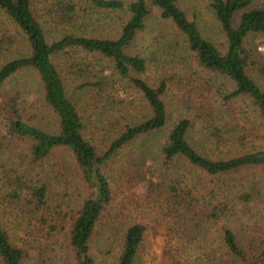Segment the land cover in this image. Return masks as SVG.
<instances>
[{
	"label": "trees",
	"instance_id": "obj_1",
	"mask_svg": "<svg viewBox=\"0 0 264 264\" xmlns=\"http://www.w3.org/2000/svg\"><path fill=\"white\" fill-rule=\"evenodd\" d=\"M207 1L216 40L179 0H0V125L27 148V166L3 164L0 189L46 223V163L67 153L84 188L67 220L73 264H96L95 241L115 243L111 264H147L149 225L131 216L141 206L135 183L166 225L157 264H264V50L254 41L264 5ZM154 8L198 68L181 84L160 66L151 79L147 57L132 49ZM204 145L228 156L210 157ZM125 149L113 189L111 160ZM119 195L128 203L115 209ZM254 201L259 223L240 215ZM37 245L14 243L0 223V264H51L41 253L27 262Z\"/></svg>",
	"mask_w": 264,
	"mask_h": 264
},
{
	"label": "rangeland",
	"instance_id": "obj_2",
	"mask_svg": "<svg viewBox=\"0 0 264 264\" xmlns=\"http://www.w3.org/2000/svg\"><path fill=\"white\" fill-rule=\"evenodd\" d=\"M255 5L263 6L264 0H254ZM180 6L186 11L187 15L196 21L202 35L213 40L219 39L220 33L217 21L213 16V12L209 7L207 0H179ZM88 30V29H87ZM260 40V42H258ZM259 43V49L264 50V36L261 35L254 40ZM133 50L142 51L147 57L149 76L152 79L156 75V67L166 69L167 76L173 79V83H180L186 80L184 74L191 75L198 70L192 61V56L188 54L181 36L176 32L170 20L159 15V10L154 8L146 20V26L138 39L135 40ZM0 57V62H2ZM158 73V71H157ZM258 79V78H257ZM177 80V81H176ZM174 94V89L170 90ZM175 97H172V100ZM107 129L102 136H110ZM202 152L210 157L228 156L225 149L214 150L208 146H199ZM26 145L20 140L11 137L7 129L0 125V169L3 164L14 163L27 166L25 152ZM56 158L47 161V168H50L48 177L54 191L52 208L46 214V223L39 218V214L32 213L30 207L16 203L5 194V190L0 189V223L9 228L14 243L24 246L26 243L38 244L34 246L32 251V263L35 259L39 260L38 253L44 254L51 264H73L70 259V250L66 237V229L68 228V217L72 214L74 207L78 206L79 201L84 195V188L81 186L80 177L68 163L69 158L63 150L56 152ZM64 156L66 161L61 162L60 156ZM128 155V150L118 153L112 160L111 165L113 171L112 185L115 189L117 184V170L119 163L123 162ZM260 173V171H256ZM1 184V180H0ZM131 197L141 202V206L132 212V218L137 216L148 222V230L141 247V260L147 264L160 262L164 253V236L166 225L155 214L157 207L151 200L144 204V190L135 183L130 190ZM128 203L121 195L114 198V205L117 206ZM261 204L256 201L247 205L240 213L242 220L251 222H260ZM131 209V208H129ZM107 217L105 221H109ZM57 225L58 228H56ZM240 222H235L234 227L240 226ZM57 231H56V229ZM40 230V232H39ZM101 241L93 243V253L96 264H111L116 257V245L112 241V245L107 248L101 246ZM38 246H42L38 248Z\"/></svg>",
	"mask_w": 264,
	"mask_h": 264
}]
</instances>
